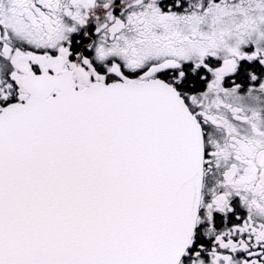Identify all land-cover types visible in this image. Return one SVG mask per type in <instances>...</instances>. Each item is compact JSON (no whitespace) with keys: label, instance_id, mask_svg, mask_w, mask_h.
<instances>
[{"label":"snow or ice","instance_id":"obj_1","mask_svg":"<svg viewBox=\"0 0 264 264\" xmlns=\"http://www.w3.org/2000/svg\"><path fill=\"white\" fill-rule=\"evenodd\" d=\"M0 264H264V0H0Z\"/></svg>","mask_w":264,"mask_h":264}]
</instances>
